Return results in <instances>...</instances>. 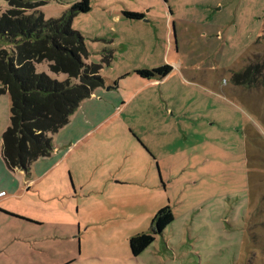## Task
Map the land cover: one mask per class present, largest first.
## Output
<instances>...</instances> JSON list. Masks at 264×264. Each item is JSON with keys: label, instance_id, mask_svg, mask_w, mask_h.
I'll list each match as a JSON object with an SVG mask.
<instances>
[{"label": "rangeland", "instance_id": "374dc122", "mask_svg": "<svg viewBox=\"0 0 264 264\" xmlns=\"http://www.w3.org/2000/svg\"><path fill=\"white\" fill-rule=\"evenodd\" d=\"M79 1L45 0L44 18H59ZM89 2L71 26L85 39L87 62L114 81L105 88L115 89L117 107L84 136L81 151L10 200L44 224L6 219L13 246L0 264H264V87L231 83L247 59L263 72L264 33L255 41L264 0ZM7 8L0 0V12ZM112 40L116 51L104 64L101 52ZM162 65L172 68L162 79L145 83L135 73ZM37 71L55 78L45 63ZM9 108L1 94L0 144ZM140 143L158 158L161 176ZM126 180L132 183L104 188ZM165 206L173 221L153 234V217ZM142 233L155 239L133 256L128 239Z\"/></svg>", "mask_w": 264, "mask_h": 264}, {"label": "trees", "instance_id": "16d2710c", "mask_svg": "<svg viewBox=\"0 0 264 264\" xmlns=\"http://www.w3.org/2000/svg\"><path fill=\"white\" fill-rule=\"evenodd\" d=\"M8 8L0 12V95L10 97L9 125L1 136V153L9 170L28 172L31 164L52 151L51 135L69 122L79 104L104 87L101 65L88 63L85 39L72 29L73 18L90 10L89 0L72 4L59 18L45 19V0H4ZM130 20L143 19L138 12L123 11ZM262 34L255 41L258 46ZM114 49L101 52L102 62L110 64ZM248 60V61H247ZM247 66L232 73L231 83L246 88L264 87V61L261 74L247 59ZM45 63L50 77L38 72ZM172 68L162 65L135 73L144 79L166 77ZM58 75L64 79L59 81ZM162 183V182H161ZM173 221L168 206L158 210L152 220L153 234H160ZM151 234H138L128 239L133 256L141 254L153 241ZM249 246L244 255L250 254Z\"/></svg>", "mask_w": 264, "mask_h": 264}, {"label": "crops", "instance_id": "0c3cea01", "mask_svg": "<svg viewBox=\"0 0 264 264\" xmlns=\"http://www.w3.org/2000/svg\"><path fill=\"white\" fill-rule=\"evenodd\" d=\"M123 12V11H122ZM122 14V13H121ZM144 16V14H143ZM145 18V17H144ZM109 47L116 51V47L112 44H109ZM141 78V77H140ZM142 82H151L152 79H140ZM104 87L96 89L89 98L82 101L78 108L73 112L69 122L63 128H61L54 135V139L52 140V151L51 154L47 157L39 158L35 162H33L29 168V172L25 173L20 169L9 170L7 169L1 153L0 144V198L5 199L3 202L4 206H0V216L2 218L0 222V255L3 256L4 252L7 251V246L12 248L13 244L9 243L8 233L9 227L12 226L9 221L12 222H20L14 224H28L39 226L43 225L44 222L40 220H36V218L24 214L23 210L15 207L11 204L10 200H21L25 197L30 189H34L38 186L42 180L46 179L47 176L53 171L62 166V163L68 159V157L75 152L81 151L82 149V141L84 136L89 133V130L93 127H96L102 120L106 118L108 114L112 112V106L117 107L118 95L114 92L115 89L107 90L106 85L112 84L114 81L109 79L106 81V78H103ZM120 86V81L118 82V87ZM113 87V86H112ZM117 103V104H116ZM147 130L153 131L152 122L147 126ZM254 130V128H253ZM248 131V130H247ZM244 137V136H243ZM247 141V136L245 135ZM52 139V138H51ZM142 146L143 144L140 143ZM138 149L143 151L147 155L149 159L150 168L155 165L158 167L160 173L159 161L156 155L151 151L149 146L145 144V147L139 146ZM83 153V152H82ZM81 155V154H80ZM80 158H73L69 160L72 164L79 161ZM64 169H67L71 172L69 166H65ZM23 176H26L27 179L23 180ZM161 176V173H160ZM162 180V178L160 179ZM110 181V180H108ZM129 180L121 181V182H106L104 185L108 187L110 184H117V186H124L126 184H131ZM8 203V204H6ZM27 204L31 206L32 202H28ZM8 231V232H7ZM6 237V238H5ZM4 238V239H2ZM8 257L11 258V255L7 254ZM12 259L19 260L17 257H13Z\"/></svg>", "mask_w": 264, "mask_h": 264}, {"label": "water", "instance_id": "95a60500", "mask_svg": "<svg viewBox=\"0 0 264 264\" xmlns=\"http://www.w3.org/2000/svg\"><path fill=\"white\" fill-rule=\"evenodd\" d=\"M108 90V89H107Z\"/></svg>", "mask_w": 264, "mask_h": 264}]
</instances>
